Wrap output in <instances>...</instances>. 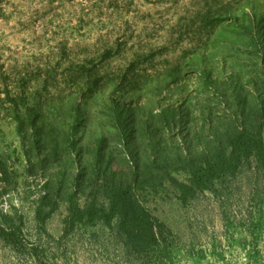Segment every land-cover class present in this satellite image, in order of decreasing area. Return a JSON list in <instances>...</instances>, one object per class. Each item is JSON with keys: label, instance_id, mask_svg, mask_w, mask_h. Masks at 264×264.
Instances as JSON below:
<instances>
[{"label": "rangeland", "instance_id": "rangeland-1", "mask_svg": "<svg viewBox=\"0 0 264 264\" xmlns=\"http://www.w3.org/2000/svg\"><path fill=\"white\" fill-rule=\"evenodd\" d=\"M259 18L264 0H0V264H264V166L254 158L182 198V171L143 190L168 234L166 254L146 256L114 218L88 212L87 193L73 211L48 206V172L17 131L18 121L27 135L35 123L43 147L72 132L87 156L93 139L114 133L118 104L138 106L139 124L165 109L188 112L190 123L225 112L226 88H248L261 66L263 40L251 38ZM261 132L264 143V119Z\"/></svg>", "mask_w": 264, "mask_h": 264}, {"label": "trees", "instance_id": "trees-1", "mask_svg": "<svg viewBox=\"0 0 264 264\" xmlns=\"http://www.w3.org/2000/svg\"><path fill=\"white\" fill-rule=\"evenodd\" d=\"M251 38L263 40L260 47L261 66L257 75L246 80L249 87L239 83L230 85L224 94L225 112L209 110L200 122L190 123L188 112L179 109L161 110L159 121L138 123L135 111L138 106L117 105L114 108L118 123L112 134L95 138L87 156L82 152L80 137L72 132L59 130V140L43 147L41 135L35 123L27 135L22 121H18L20 137L35 148L37 165L47 171L42 183L47 205L66 201L75 210L79 193L91 196L90 214L99 213L106 220L115 219L118 234L121 233L132 252L146 256L152 249L165 255L168 234L164 224L145 205L142 191L171 180L172 172L182 171L186 181L177 183L179 198L197 188H206L216 177L228 175L243 159L254 158L264 166V143L261 135L264 119V22L255 20ZM251 29V28H250ZM74 123L71 124L73 128ZM178 131V139L155 140L152 134L159 130ZM119 140L111 146L109 141ZM65 153L58 156V148ZM26 156L31 153L25 150ZM50 156H52L51 160ZM34 164L27 169L35 173ZM5 163L0 157V174L5 179ZM100 199L101 202H98Z\"/></svg>", "mask_w": 264, "mask_h": 264}]
</instances>
